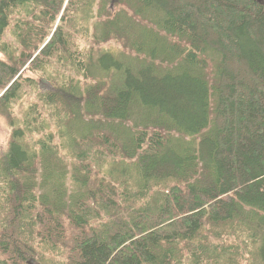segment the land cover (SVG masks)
Returning <instances> with one entry per match:
<instances>
[{"label": "trees", "instance_id": "1", "mask_svg": "<svg viewBox=\"0 0 264 264\" xmlns=\"http://www.w3.org/2000/svg\"><path fill=\"white\" fill-rule=\"evenodd\" d=\"M0 117V264H264V0H0Z\"/></svg>", "mask_w": 264, "mask_h": 264}, {"label": "rangeland", "instance_id": "2", "mask_svg": "<svg viewBox=\"0 0 264 264\" xmlns=\"http://www.w3.org/2000/svg\"><path fill=\"white\" fill-rule=\"evenodd\" d=\"M105 47L108 48L110 51H113V52H117L120 49L116 45V43H109ZM51 89H53V87L50 86V84H48V83H45L42 86V90L43 91H48V90H51ZM9 132H10V129H9L7 123L5 122L4 119H2L0 117V145L1 144H4V145L7 144Z\"/></svg>", "mask_w": 264, "mask_h": 264}, {"label": "water", "instance_id": "3", "mask_svg": "<svg viewBox=\"0 0 264 264\" xmlns=\"http://www.w3.org/2000/svg\"><path fill=\"white\" fill-rule=\"evenodd\" d=\"M259 1H261V0H259ZM39 83H40V86H41V88H42L43 84H45V83H47V82H46L44 79H40ZM48 84H49V83H48Z\"/></svg>", "mask_w": 264, "mask_h": 264}]
</instances>
